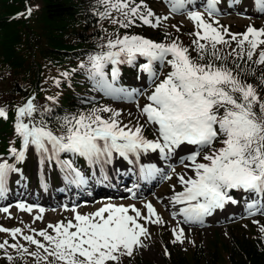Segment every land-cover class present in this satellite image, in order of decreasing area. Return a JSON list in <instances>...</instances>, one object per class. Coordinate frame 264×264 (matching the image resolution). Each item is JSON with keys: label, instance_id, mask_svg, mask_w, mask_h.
<instances>
[{"label": "snow or ice", "instance_id": "obj_1", "mask_svg": "<svg viewBox=\"0 0 264 264\" xmlns=\"http://www.w3.org/2000/svg\"><path fill=\"white\" fill-rule=\"evenodd\" d=\"M193 2L167 0L172 13L186 11L187 18L194 24L195 31L189 33L193 37L191 48L178 38L164 43L124 34L109 38L106 44L100 45V52L89 54L87 63L80 64L94 90L112 99L131 100L141 95L138 89L129 90L119 84L120 65L138 67L147 74L152 90L146 95L147 103L143 107L137 104V107L146 118L145 123L154 127L156 138H146L144 125L139 122L134 128L127 124L121 126V113L108 106H94L86 113L62 117L57 135L34 103L35 98H29L15 110L14 132L20 147L8 149L13 163L7 159L0 162V197L8 192L10 174L22 176L17 164L25 161L30 149L41 164L54 163L68 185L81 186L87 184V178L76 167L75 157L83 158L89 167L99 166L103 175L104 166L112 164L117 157L131 164L139 163L142 154L157 153L160 159L167 161L184 148L187 154L180 162L192 175L187 172L177 175L182 191L173 188L169 197L174 207L181 205L178 211L171 213L174 220L182 217L171 229L173 244L184 242L182 224L203 225L206 217L224 210L227 205H237L240 200H244L249 216L264 215V99L256 85L242 79L244 74L253 75L249 63L264 66V28L249 25L243 33H231L213 19L221 14L220 0H205L207 19L200 11L187 10L186 6ZM97 3L104 9L99 12L101 18H111L113 24L124 29L136 25V21L156 29L169 18L156 16L143 0L139 3L136 0H97ZM238 3L239 0H231L229 7ZM253 4L258 13L264 14V0H253ZM26 11L30 16L32 9ZM113 11L120 19L112 17ZM176 31L179 32V28ZM222 48L230 51L222 52ZM229 56L232 66L228 64ZM141 58L144 62L138 63ZM240 61H244V67ZM165 66L170 71L160 79L159 69ZM62 75L68 77L69 73ZM258 80L264 88V72ZM56 83L59 85V81ZM47 99L55 101L54 97ZM44 112L51 109L45 108ZM37 113L39 120L35 119ZM104 113L108 114L107 118ZM0 118H8L3 107H0ZM61 154H71L72 158L61 159ZM139 172L140 178L146 181L157 175L172 178L155 164H140ZM235 194L241 195L238 198ZM17 207L32 211L31 206L23 203ZM143 207L146 215L134 204L106 203L85 214L74 206L72 219L49 224L38 231L30 229L31 235H24L19 227H0V233L9 234L13 241L21 236L36 249L30 251L19 242L4 240L0 242V250H4L9 262L14 260L7 251L11 248L20 258H34L35 264H121L122 257H131L135 250L146 247L143 241L151 238L147 224L165 223L151 203ZM39 211L43 213L44 209ZM0 212L7 213L8 208H0ZM35 219H42V215ZM260 231L264 232V227ZM165 255H168L167 249Z\"/></svg>", "mask_w": 264, "mask_h": 264}, {"label": "rangeland", "instance_id": "obj_2", "mask_svg": "<svg viewBox=\"0 0 264 264\" xmlns=\"http://www.w3.org/2000/svg\"><path fill=\"white\" fill-rule=\"evenodd\" d=\"M231 0H220L219 8L221 14L214 16L213 19L218 21L219 26L228 27L229 31L241 30L244 32L249 25L255 27L259 24L260 28H264V14H260L256 11L253 0H239V3L234 7H229ZM139 3V2H137ZM143 3L150 9L156 16L164 17L168 16V20L162 21L160 28H173V25L182 29L183 32L188 33L195 29L194 24L187 18V12L172 13L170 11V5L167 0H143ZM205 0H194L193 4L187 5V10H196L207 14L203 7ZM30 19V17H29ZM140 22V21H139ZM136 24L138 22L136 21ZM145 26V31L153 34L155 29ZM132 27H135L132 26ZM259 28V29H260ZM36 32L35 29H32ZM29 35H27L28 37ZM184 35H180V41H184ZM144 62L143 60L139 63ZM119 84L125 88L138 89L141 95L134 97L131 100L127 99H112L113 103L119 109L122 120L127 119L130 124L133 125L139 122L144 125V129L148 136L144 135L148 139H155L156 132L152 125L146 124V118L140 115L137 104L143 107L147 103L146 95L150 94L151 86L147 80V74L140 72L136 69V73L129 79L119 81ZM102 94V93H101ZM103 95V94H102ZM16 110V108H15ZM15 110L9 111L8 118H0V162L7 159L9 163H13L14 159L8 153L9 147H20L19 138L14 132L15 124ZM219 147V143L216 145ZM187 154V150L182 148L178 150L176 155L170 160H162L157 153L142 154L139 163H128L122 158H115L114 162L104 166L105 174L108 171L120 168H125L136 176L137 170L139 171L140 164H155L157 168L162 170L165 175H171V179L162 178L161 175H157L154 179L149 180L151 186L149 189L139 193H128L123 190L128 185L122 180L116 183V187L121 192L119 194L101 193L92 195L93 184L99 185L106 183L99 166L89 167L84 161L76 163L87 180H92V183L88 187H82L85 198L79 201H75V196L55 195L52 193L56 187L67 190L71 185H68L63 180V173L53 163L51 166L47 161L43 164L40 163L39 157L34 150L30 149L26 153V159L23 163L17 164V167L22 170V176L19 173L10 174L8 181V193L3 196L0 202V208H8V212H0V227L3 228H21L24 235L33 234L30 229L41 230L46 229L49 224H56L60 221H67L73 218V212L71 209L75 206L77 211L81 214L91 213L96 211L99 207L106 203H113L116 205H135L141 212L146 215L147 210L143 207L145 203H151L156 209L157 214L165 222L163 225L147 224L151 238L145 239L143 242L146 247L135 250L131 256V260L140 264H165L169 259V255L173 256H186L188 260H194V249L198 250V257L200 263L203 264V259H206L210 252H214L221 264H230L227 255L230 251V245L235 236L243 237L247 235L252 237L255 233L261 232V227H264V215L257 213L255 216H249L246 212V205L244 200H240L237 205H227L224 210H217L213 216L206 217L203 225L200 224H182L185 231V239L183 243H172L173 235L171 229L176 226L177 221L182 220V217H177L175 220L172 218L171 213L178 211L181 205L175 207L169 202V197L173 194V188L175 191H182L181 186L177 181V175H182L187 172L188 175H192L190 169H186L184 164L180 162V158ZM70 158L61 154V159ZM134 160L135 158L132 157ZM187 162V161H186ZM88 170H87V168ZM112 168V169H111ZM175 169V172L172 169ZM128 169V170H127ZM119 173V172H117ZM125 173V174H126ZM140 173V172H139ZM108 175V174H107ZM100 176V177H99ZM125 177V176H124ZM46 185V187L44 186ZM120 186V187H119ZM33 189V198L36 202H40L39 197L43 192L52 194L49 198H54L53 203L40 204L31 201L28 196L25 199H17L19 194L15 193V190L19 188ZM146 189V186H144ZM107 189V187H104ZM114 193V192H112ZM55 195V196H54ZM133 195L135 198H132ZM239 198L241 194H235ZM25 204L32 207V211H22L17 205ZM43 208V213H40L39 209ZM133 214V213H130ZM37 215H42V219L36 220ZM253 221H256L254 223ZM143 223V221H141ZM27 226V227H26ZM51 233V229H48ZM264 233V232H261ZM42 239V238H40ZM8 240L9 243L19 242L20 244L29 248L30 251H35V246L28 245L21 236H17L16 241H13L11 236L7 233H0V242ZM165 249L168 250V255H165ZM11 248L7 249V251ZM4 252V250H2ZM30 257V256H29ZM31 258V257H30ZM125 259L129 258L127 256Z\"/></svg>", "mask_w": 264, "mask_h": 264}, {"label": "trees", "instance_id": "obj_3", "mask_svg": "<svg viewBox=\"0 0 264 264\" xmlns=\"http://www.w3.org/2000/svg\"><path fill=\"white\" fill-rule=\"evenodd\" d=\"M28 8L32 9L30 16L26 11ZM103 10L97 0H0V107L13 112L34 97L40 113H44V119L59 135L58 122L64 116L86 113L94 106H108L119 111L109 97L94 90L87 73L80 68L82 62L87 63L89 54L102 50L100 45L106 44L109 38L115 39L124 34L140 35L155 42L168 43L176 38L180 41V35H184L185 40L180 42L192 47L193 37L189 33L195 29L180 33L183 31L179 27H158L151 34L139 21L136 24L139 26L124 29L119 24H113L111 18H101L99 12ZM112 17L120 19L115 11ZM176 28H179V32ZM255 28L259 29L260 25H255ZM230 32L243 33L241 30ZM165 33H168L167 38ZM235 46L233 43L232 47ZM221 51L226 53L230 49L222 48ZM192 55L195 56V53ZM228 64L232 66L231 56ZM240 64L241 67L245 66L244 61H240ZM248 67L254 70L253 75L244 74L242 79L256 85L264 99V88L260 87L258 80L264 66L249 63ZM136 69L127 64L120 65L119 81L129 79ZM159 71L160 79H163L170 68L165 66ZM63 73H69V76L65 77ZM56 81H59V85ZM47 97H54L55 101ZM45 108L51 109V112H44ZM102 115L105 118L108 116L107 113ZM35 119H40L39 113ZM119 119L121 126H136L127 119L122 120L121 115ZM143 134L148 136L145 130ZM63 155L72 158L71 154ZM74 159L78 164L83 162L82 158ZM193 252L192 261L186 256L175 257L171 254L165 264H201L196 257L198 250L195 248ZM8 253L14 257L13 262H9L0 250V264H35L34 258H20L14 249ZM227 258L230 264H264V233L257 232L252 237L245 234L243 237L235 236ZM131 259L122 257L121 264H140ZM203 262L221 264L214 252H210Z\"/></svg>", "mask_w": 264, "mask_h": 264}, {"label": "bare ground", "instance_id": "obj_4", "mask_svg": "<svg viewBox=\"0 0 264 264\" xmlns=\"http://www.w3.org/2000/svg\"><path fill=\"white\" fill-rule=\"evenodd\" d=\"M112 169V168H111ZM128 170V169H127ZM113 170L108 171V175L104 174L100 177L103 178L102 180H104L106 183L103 184H99V185H95L93 184V191H92V195H96L100 193H108V194H119L121 191L118 190V187H116V183L118 181L122 180L128 185L127 187H125L123 190H125V192L128 193H139L140 190L145 191L147 189L150 188L151 184L149 182V180H143L140 178V173L137 170V174L136 176L132 175V173L129 171H127L126 173V169L125 168H120L118 167L115 172L112 173ZM98 172H100V169L98 170ZM119 172V173H117ZM126 173V174H125ZM106 176V178H105ZM125 176V177H124ZM92 183V180H87V184L86 185H81V186H76V185H71L69 189L64 190V189H60L58 187H56L54 189V191L52 193H54L55 195H60V196H71L74 195L75 196V201H79L81 199H84V193L82 190V187H88V185ZM146 186V189L145 187ZM104 187H107V189H104ZM120 187V186H119ZM132 191H129V190ZM114 192V193H112ZM8 193V192H7ZM6 193V194H7ZM16 194H19V197H17V199H25V196H28L27 198H30L31 201H34L35 203H40V204H48V203H53L54 202V198H49L52 194H49L47 192H43L40 197L39 200L40 202H36L35 198H33V193L34 190L33 189H24V188H19L18 190H15ZM54 195V196H55ZM5 197V196H4ZM25 197V198H24ZM3 197H0V202L2 201ZM67 198L65 197L64 200H66Z\"/></svg>", "mask_w": 264, "mask_h": 264}]
</instances>
